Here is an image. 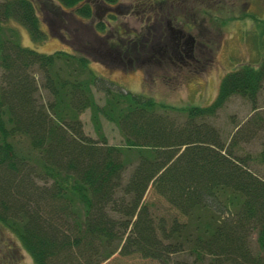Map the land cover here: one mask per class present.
<instances>
[{
	"label": "trees",
	"instance_id": "trees-1",
	"mask_svg": "<svg viewBox=\"0 0 264 264\" xmlns=\"http://www.w3.org/2000/svg\"><path fill=\"white\" fill-rule=\"evenodd\" d=\"M45 1L60 11L64 5L81 15L91 11L85 0H0V221L39 264H99L115 250L163 264H189L180 253L192 264H264V178L248 168V154L233 152L232 140L226 143L204 119L193 121L233 93L254 105L264 51L258 63L239 61L224 72L211 101L172 105L111 89L82 52L22 44L10 19L41 39L37 9ZM250 14L262 48L264 15ZM86 107L97 138L83 128L79 113ZM157 107L186 118L176 124ZM100 115L116 123L122 143L107 141ZM152 180L185 189V219L153 215L142 199Z\"/></svg>",
	"mask_w": 264,
	"mask_h": 264
},
{
	"label": "rangeland",
	"instance_id": "rangeland-1",
	"mask_svg": "<svg viewBox=\"0 0 264 264\" xmlns=\"http://www.w3.org/2000/svg\"><path fill=\"white\" fill-rule=\"evenodd\" d=\"M85 1L90 5L91 2L96 4L99 0ZM45 2L44 8L37 9L40 27L45 32L41 39H32L23 23L10 19L17 27L22 44L43 51L62 47L82 52L88 57L93 71L108 80L105 82L111 89L141 92L152 96L156 101L172 105H202L211 101L224 72L239 61L258 63L264 51V39L262 48L256 47L255 34L257 35L260 26L250 14L252 12L255 16L264 15V0H174L173 4H170V0H113L110 2L116 13H108L107 16L116 25L107 24L105 28L99 24L102 22L91 20V11L89 15H81L74 13L72 6L66 5L60 11ZM146 6L165 10L170 16L171 24L183 27L194 36L192 45L197 57L195 60L181 62L177 58L175 64L167 61L169 68L167 65L159 67L155 64H143L142 59L149 50L153 53H157L162 47H167L168 50L172 41L168 37L170 31L167 25L161 27V36H158L157 24H153V27L147 26L149 24L140 19L143 12H150ZM96 25L101 29V37H97L92 30L97 29ZM115 29L119 30L120 38L117 43H111L110 40L116 35ZM137 32L139 34L134 35ZM149 33L150 39L146 37ZM135 39L141 45L137 50L134 44L131 45ZM106 43L111 46L109 49L112 52L118 54L116 58L106 57L99 52L98 47L102 48ZM126 57L132 59L131 64L122 66L118 63L119 58ZM135 57L138 58L137 61L133 60ZM167 68L174 76L169 78L168 75H162ZM92 87L98 103L104 102L103 90L97 85ZM157 111L171 117L176 124L186 118L183 111L170 107H157ZM79 116L85 132L97 138L99 132L93 128L90 108L80 111ZM99 119L100 131L105 133L107 141L122 143L123 134L116 123L104 115H100ZM202 119L214 126L226 143L232 140L233 152L239 155L248 154V168L264 178V160L259 157V151L264 144V80L257 91L254 105L247 96L233 93L214 113L196 116L193 121L199 122ZM131 167L132 163L126 167V172ZM142 199L147 202L153 215H163L167 221L172 216L185 219L190 207L185 189L166 180H152ZM251 243L256 245L254 233L251 235ZM178 256L192 264V257L188 254L180 253ZM0 264H39L22 247L16 234L1 221ZM99 264L163 263L137 252L120 253L115 250Z\"/></svg>",
	"mask_w": 264,
	"mask_h": 264
},
{
	"label": "flooded vegetation",
	"instance_id": "flooded-vegetation-1",
	"mask_svg": "<svg viewBox=\"0 0 264 264\" xmlns=\"http://www.w3.org/2000/svg\"><path fill=\"white\" fill-rule=\"evenodd\" d=\"M152 4L153 3H151V5ZM90 8L92 12L91 20H93L96 23L102 22L100 24H102L103 28H105L107 24L116 25V24H113L110 21L111 18L107 16L108 13L112 15H115L116 13V9L114 8L112 2L107 1V0H99L96 4L91 2ZM147 10L150 12L148 13L147 11L146 13L143 12L140 16V19H142L143 21H146V23L149 24L147 26L153 27V24H157V26L160 29V31L158 29V32H159L158 36H161V27L164 25L165 26L167 25L170 31V35L168 34V37L172 38V41L170 42L168 50H166L167 47H162L161 49L157 51V53H153L150 50L148 51V53L146 52L147 55L145 56L144 59H142L143 64H148L149 66H152L155 64L156 66H159V67H163V66L165 67V65H167L168 67L169 62L171 64H175L177 62L175 59L177 58L178 59L180 58L179 60L181 62H185V61L189 62V60H195L197 57L195 56L193 52V45H192L194 36L190 34L189 32L185 31L183 27L181 26L175 27L173 24H171L170 16L169 14H167V12H165V10H158L155 8L153 9L148 8ZM96 27L97 29L93 28L92 30L97 37H101L102 36V33H100L101 29L99 30L97 25ZM173 32L175 33L173 34ZM115 33H116L115 37L112 36L113 39L110 40L111 43H117V40L120 38L118 34L120 32L118 29H115ZM138 34L139 33L137 32L134 35H138ZM142 35H145V34H142ZM146 35H148L146 36L148 38L151 37L150 33ZM155 42H157V39ZM99 47H98V49L100 50L99 52L102 53V55H105L106 57L116 58V56L118 55V54L116 55V52H112V50L109 49L111 46L108 43H106L104 47L102 48H99ZM136 59L138 60V58L136 57L133 60H136ZM131 60L132 59H129V57H126L125 59L119 58L118 63L121 64L122 66L124 65L126 66L128 63L131 64ZM167 61L169 62L167 63ZM180 63H177V64H180ZM168 68L165 69L162 75L163 76L168 75V77L170 78L171 76H174V74L171 71H168Z\"/></svg>",
	"mask_w": 264,
	"mask_h": 264
}]
</instances>
